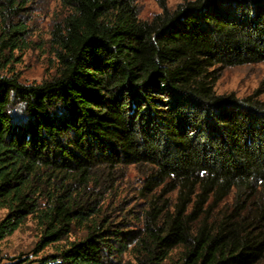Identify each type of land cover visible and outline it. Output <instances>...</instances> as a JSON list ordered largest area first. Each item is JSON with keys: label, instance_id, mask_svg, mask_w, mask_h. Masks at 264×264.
I'll list each match as a JSON object with an SVG mask.
<instances>
[{"label": "trees", "instance_id": "1", "mask_svg": "<svg viewBox=\"0 0 264 264\" xmlns=\"http://www.w3.org/2000/svg\"><path fill=\"white\" fill-rule=\"evenodd\" d=\"M59 1L54 75L0 77V242L31 220L35 264H264V76L240 100L215 92L264 64V0H156L150 21L134 0ZM18 10L0 6L3 49L25 41ZM128 168L137 228L98 207Z\"/></svg>", "mask_w": 264, "mask_h": 264}, {"label": "rangeland", "instance_id": "2", "mask_svg": "<svg viewBox=\"0 0 264 264\" xmlns=\"http://www.w3.org/2000/svg\"><path fill=\"white\" fill-rule=\"evenodd\" d=\"M4 2L0 0V6ZM15 3L19 8L18 15L9 20L25 24L27 33L24 43L17 48L0 47V77L14 78L22 85L39 84L55 73L57 61L50 43V32L65 17L66 11L61 8L59 0H15ZM179 3L180 0H167L166 7L173 9ZM134 4L142 21H150L161 13L156 0H134ZM3 15L0 13V33ZM263 76L264 64L226 69L215 85V92L240 100L257 89ZM259 100L264 103V93ZM140 186L141 177L134 169L119 170L110 179L100 180L96 188L98 207L113 219L124 220L129 228H137L143 211ZM5 214L0 210V221ZM38 236L35 224L27 220L12 236L0 242V264H35L33 252ZM50 252L49 248L39 256Z\"/></svg>", "mask_w": 264, "mask_h": 264}]
</instances>
